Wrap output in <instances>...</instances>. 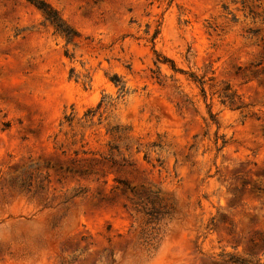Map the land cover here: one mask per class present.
<instances>
[{
  "label": "rangeland",
  "instance_id": "1",
  "mask_svg": "<svg viewBox=\"0 0 264 264\" xmlns=\"http://www.w3.org/2000/svg\"><path fill=\"white\" fill-rule=\"evenodd\" d=\"M46 1L75 44L0 0V264H264V0Z\"/></svg>",
  "mask_w": 264,
  "mask_h": 264
},
{
  "label": "trees",
  "instance_id": "2",
  "mask_svg": "<svg viewBox=\"0 0 264 264\" xmlns=\"http://www.w3.org/2000/svg\"><path fill=\"white\" fill-rule=\"evenodd\" d=\"M27 1L33 4L39 11H41V13L44 16V20L49 24H51L58 34H60L62 37L65 38L67 44L69 43L75 44V40L79 37V32L66 22V20L61 16L60 12L51 3H49L46 0H27ZM66 55L71 56L70 54H68V51H66ZM164 61H167V59H165ZM172 68L176 71L177 70L182 71L176 68L174 64H172ZM200 82L203 83L202 81ZM115 83H117L116 80ZM120 89H124V86L123 85L120 86ZM227 97H229L228 99L232 101L231 96H227ZM225 101L226 100H222V103H225ZM239 107L240 106H237L236 108ZM210 115L212 117V120L215 122L214 115L212 113H210ZM233 259H235L233 260L235 262L243 263V261L238 260V258H233Z\"/></svg>",
  "mask_w": 264,
  "mask_h": 264
}]
</instances>
